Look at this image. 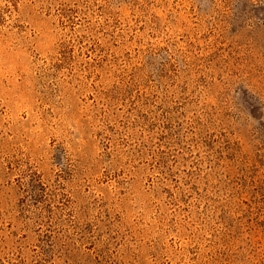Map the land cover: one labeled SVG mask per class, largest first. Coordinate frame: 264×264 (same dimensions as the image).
<instances>
[{
  "label": "rangeland",
  "instance_id": "rangeland-1",
  "mask_svg": "<svg viewBox=\"0 0 264 264\" xmlns=\"http://www.w3.org/2000/svg\"><path fill=\"white\" fill-rule=\"evenodd\" d=\"M0 264H264V0H0Z\"/></svg>",
  "mask_w": 264,
  "mask_h": 264
}]
</instances>
